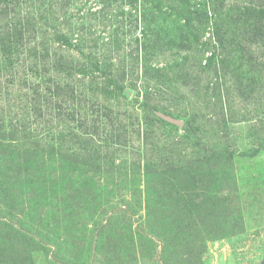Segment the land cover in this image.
I'll use <instances>...</instances> for the list:
<instances>
[{
    "label": "rangeland",
    "instance_id": "rangeland-1",
    "mask_svg": "<svg viewBox=\"0 0 264 264\" xmlns=\"http://www.w3.org/2000/svg\"><path fill=\"white\" fill-rule=\"evenodd\" d=\"M24 1L11 14L35 18L24 42L54 47L66 35L73 45L61 50L90 71L73 126L83 134L79 122L87 133L102 121L92 147L106 160L86 172L57 161L43 183H21L27 151L41 158L52 143L77 151L84 142L70 144L62 133L72 123L52 111L25 113L30 88H43L29 61L0 71L3 129L16 131L1 141L0 164L17 176L0 172V234L19 235H0V264H264V38L254 29L264 0H203L201 22L177 12V0H45L46 11ZM96 63L111 74L124 65L112 77L121 90L102 89Z\"/></svg>",
    "mask_w": 264,
    "mask_h": 264
},
{
    "label": "trees",
    "instance_id": "trees-1",
    "mask_svg": "<svg viewBox=\"0 0 264 264\" xmlns=\"http://www.w3.org/2000/svg\"><path fill=\"white\" fill-rule=\"evenodd\" d=\"M23 0H0V71L2 70H10L13 68L14 64L24 69L26 62L29 61V71L30 74L36 75L39 73L40 81H42L43 88L38 89L39 84L33 85L31 89V97L29 102H31V108L26 105L27 111L25 113H30L31 110H35L37 112H40L43 109V112L45 111H52L57 116H61V122H64L66 126H68V123L71 124L69 129L63 132L62 134H67L69 138L70 144H74V142H84V147L77 151H72L71 149H63L60 147L55 146L53 143L49 145L51 148V153H47L48 155L44 157L43 155L37 156L36 152L33 151H27L24 154V167L25 168V176L22 179L21 183L25 185H34L35 178L40 183H43L46 179V174L44 172L51 169V164H55L57 161L60 162V165L63 168V171H66L65 169H68V167H72L74 165L75 169H78L77 171H88L92 170L99 171L101 169V166L103 165V162L105 157L101 156V153L97 152L93 147V140L101 141L97 138H95L94 134L97 132L98 127L100 128V124L102 123L101 120L97 121L96 123L93 119L92 125L93 130L92 132L88 131L86 133V129L89 128L85 121L79 122V126L84 128L85 132L83 134H77V131L75 127L73 126L74 119L76 118L77 113L75 114V108L73 105H76L77 107H80L81 103H85V97L82 91L83 83L82 81H86L84 73L90 72L89 70H86L85 65H80L77 67L75 64H73L72 59L69 56H66L63 51L61 50V47L68 46L71 47L73 44L69 38H66V35L63 36V34L59 35L56 42H53L54 47L52 45H49L45 41H35L31 39L29 42H24L22 33L25 34V38L27 39L26 35L28 32H33L35 29V22L33 23V20L35 18H31L29 16V12L24 16L23 22H20V19H15L11 17V14L14 12L12 9L17 8L19 4L22 3ZM31 0H25L24 3H30ZM38 1V0H37ZM42 4L43 9L46 11V9H49V6L45 5V0H39ZM38 1V2H39ZM56 1V0H55ZM173 1V0H172ZM178 1V9H175V6L173 5L171 8L179 11L180 14L182 12L193 14L196 21L201 22L203 19H207V12L203 9V0H177ZM174 2V1H173ZM174 7V8H173ZM35 16H39V11L33 10L32 12ZM40 17V16H39ZM13 21H9L7 19H12ZM145 20V18H144ZM188 22L190 20H187ZM257 25V24H256ZM255 25V26H256ZM264 25V24H263ZM256 32L261 33L262 35L260 37L264 38V26H260L259 22L256 28H254ZM27 41V40H26ZM21 45H24L22 49L19 51L18 47ZM149 50L145 49V54L150 52V47H148ZM26 49V50H25ZM26 51V58L23 59V64L20 65L19 60L15 58L16 53L20 54L21 52ZM149 56V55H148ZM136 62L133 67H137V58L135 56ZM148 60H145L143 65H147ZM94 71L100 72L102 75L107 76V81H105L102 89L105 91V88H109V86H112V89L121 90V86L119 85L122 83L120 80L112 79V77H116L117 73L121 72V75L124 77L125 69L124 65L123 67L120 66L119 69H117V73H107L102 72L99 68V63L92 64L91 65ZM9 68V69H8ZM106 68L109 69V66ZM38 71V72H35ZM104 77V76H103ZM111 77V78H108ZM97 76H90L89 81L97 86ZM106 78V77H104ZM25 80V79H24ZM22 84H26V80L22 81ZM123 85V84H122ZM123 88V86H122ZM1 89V88H0ZM56 98L58 101L49 102L51 100L50 98ZM60 101V103H59ZM28 102V103H29ZM27 103V104H28ZM41 103L43 105L42 108L40 106L37 107V105ZM55 109H57L55 111ZM3 109L0 108V144L1 141L5 140H11L13 137L16 136V131L14 132L9 131L7 133L3 126L6 123V121L10 118V114L8 112L5 113V111H2ZM99 111L100 116H103V120L106 121L109 119L108 113L112 112L111 109L105 108L103 105H99L96 109ZM11 111V110H8ZM107 111V112H105ZM85 114V113H84ZM81 115V119L84 118L86 115ZM75 115V117H74ZM29 114L26 118H23V122L27 120ZM101 118V117H100ZM19 121V120H18ZM22 125V122L19 124ZM17 125L18 127H20ZM98 125V127H97ZM22 127V126H21ZM108 134H112V130L108 129ZM104 132V131H101ZM60 141V140H57ZM112 144L117 145L115 140L110 141ZM1 147V145H0ZM76 150V149H75ZM40 154V153H39ZM16 154H13V159L19 158ZM0 158L2 160L7 159V156L0 155ZM48 165H45V162L48 161ZM98 162V163H97ZM0 172L3 173V177L10 178L17 182V176L11 173V168L7 167V163L0 164ZM80 167V168H79ZM83 169V170H82ZM103 172H106V169H102ZM68 174H59V180L62 182L61 184H68L67 181L72 182V179H68ZM53 184V183H52ZM42 189V188H40ZM45 191V190H44ZM39 190V194H40ZM9 230L14 235L9 234ZM1 237H7L12 242L11 243H17V239L19 236L17 231H13L11 229H8V232H4L0 234ZM22 238V237H20ZM9 240V241H10ZM8 241V242H9Z\"/></svg>",
    "mask_w": 264,
    "mask_h": 264
},
{
    "label": "water",
    "instance_id": "water-1",
    "mask_svg": "<svg viewBox=\"0 0 264 264\" xmlns=\"http://www.w3.org/2000/svg\"><path fill=\"white\" fill-rule=\"evenodd\" d=\"M180 125H181V123H180Z\"/></svg>",
    "mask_w": 264,
    "mask_h": 264
}]
</instances>
